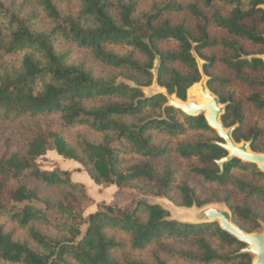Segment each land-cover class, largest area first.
Here are the masks:
<instances>
[{
	"label": "trees",
	"instance_id": "obj_1",
	"mask_svg": "<svg viewBox=\"0 0 264 264\" xmlns=\"http://www.w3.org/2000/svg\"><path fill=\"white\" fill-rule=\"evenodd\" d=\"M77 1L72 9L57 0H35L38 6L0 0V116L37 120L23 145L0 150V264H251L246 245L218 222L178 221L159 203L105 205L85 215L91 195L73 174L83 169L95 184L146 191L177 206L224 203L235 224L256 232L264 216L251 202L264 203V172L238 157L220 166L229 152L204 114L188 116L167 105L164 94L143 89L156 78L187 101L188 90L206 75L225 105L222 123L235 127L233 139L264 153V126H244L246 103L264 114V0H195L192 26L165 17L184 9L173 0L145 12L138 0ZM218 4L230 11L222 13ZM43 21L49 25L42 28ZM212 27L227 35L213 34ZM64 43L89 51L111 72L74 60ZM212 48L226 53L209 54ZM18 54L19 60H7ZM220 64L231 78L213 72ZM233 82L251 93L238 99L236 91L219 88ZM49 151L78 167L43 168Z\"/></svg>",
	"mask_w": 264,
	"mask_h": 264
},
{
	"label": "rangeland",
	"instance_id": "obj_2",
	"mask_svg": "<svg viewBox=\"0 0 264 264\" xmlns=\"http://www.w3.org/2000/svg\"><path fill=\"white\" fill-rule=\"evenodd\" d=\"M20 2L23 0H19ZM32 2L34 1L35 5L37 3L35 0H31ZM62 7H71L72 9H76L79 7V1L77 0H57ZM168 0H138V9L140 12H145L150 10L155 4H161L165 3ZM181 3L184 7L183 10L181 11H171L168 12L165 17L168 18L173 24L179 23L182 21H185L188 25L192 26L194 23L198 21V18L195 16V14L191 11L189 8L190 4L195 3V0H173ZM247 1V0H246ZM199 7L204 9V6L202 3L199 4ZM217 7L221 10L222 13L227 14L230 11V7L222 4H218ZM207 13L212 16L214 13V9H208ZM49 24L46 21H43L41 23L42 28L48 26ZM212 32L215 35H220V36H226L227 32L224 29H219V28H214L212 27ZM172 44V45H171ZM166 46H172V47H177L175 43H167ZM63 47L65 49L67 48H73L74 50V56L73 59L76 61H87L89 65L93 66L94 68L97 69V71L104 75L106 73H110L111 69H109L106 66L99 65L93 55L83 49H77V47L73 43H64ZM250 49H255V47L250 46ZM216 52L218 55L226 53V50L223 48H212L208 50V53L211 54L212 52ZM21 57L20 54L13 56V57H8L7 60L9 59H18ZM198 62L199 65L202 66L203 60L199 57ZM157 66H158V61L155 62V68L153 70L154 75H156L157 71ZM214 73L220 74L224 77H232L231 70L223 65L220 64L218 67L213 71ZM208 77L206 76V85H207ZM131 84V82H129ZM199 83V82H198ZM219 88L224 92V93H229L231 91H236L238 99H245L250 93L251 89L245 87L243 84H240L238 82H233L229 86H221L219 85ZM156 89H159L158 85L156 83H153L151 86L146 87L143 89L144 93L147 95L152 94ZM209 89V88H208ZM195 97L190 96L189 90H188V98L187 101L194 100ZM169 101V100H168ZM224 105V104H222ZM246 122L244 124L245 128L251 127L252 124H259L264 126V114L259 113L254 110L253 107L249 106L248 103H246ZM50 118H42L41 122L44 123H49ZM37 123V120H32L30 118H19L15 121L9 122L5 119H3L0 116V150L5 151L7 149H17V147L21 146L24 144V141L26 137L31 133L28 130V127L33 128L34 124ZM57 126V125H55ZM78 130V129H77ZM90 135V131H87ZM40 163L43 168L45 169H51L54 167L56 164H58L61 168L63 169H68V168H75L76 163L69 161L67 158H64L63 156H60L57 154L55 151H49L47 154L41 158ZM184 169L181 172L182 178H187L186 175V170H185V165L182 164ZM75 181H79L80 183H83L86 186L87 192L91 195V199L87 202L84 203V214L88 215L91 212L97 211L100 207H103L105 205H112L116 208H121V209H132L135 207L137 202L143 201L146 203L154 204V203H159L165 208H167L170 212V218L182 221V222H187L193 219V210L189 209L184 206H177L167 198L161 197V196H155L149 192L146 191H137L133 188H119L116 185H111V184H95L89 177L88 173L81 169V171H78L74 173L73 176ZM192 183L199 185L201 183L200 180L192 178ZM203 186H201V192L206 193V191H203ZM218 191V189H215ZM214 191V190H213ZM224 193H232L233 196H237L236 190H228L226 189ZM239 198H241V195H238ZM242 200V199H241ZM243 203V200L241 201ZM213 205L220 206L222 208H228L224 203H212ZM209 204V205H212ZM251 205L256 207L257 212L260 213V215L264 216V203L261 202L259 199H255L253 202H251ZM197 208L196 206H193ZM261 226L257 229V231L262 230V224L264 223L263 220H260ZM85 229V227L83 228ZM147 256V255H143ZM183 264H191L188 262H185Z\"/></svg>",
	"mask_w": 264,
	"mask_h": 264
},
{
	"label": "water",
	"instance_id": "obj_3",
	"mask_svg": "<svg viewBox=\"0 0 264 264\" xmlns=\"http://www.w3.org/2000/svg\"><path fill=\"white\" fill-rule=\"evenodd\" d=\"M262 7L264 9V5H262ZM260 57L264 58V55ZM153 83L157 84L156 78ZM199 83L202 87V93L209 99L207 103H198L195 101L187 103L177 98L176 95H172L166 88H162L158 84L159 89H156L152 94H164L169 100L167 105L182 110L188 116L204 114L208 125L215 129L218 135L223 139V142L218 143L229 152L228 156L217 161L220 166L233 157H238L244 162L257 165L258 169L264 172V153L252 151L250 143L247 141L237 143L233 139L232 132L235 127L226 128L221 121V116L225 112V105H222L219 97L208 89L206 85V75L203 76ZM206 111L210 113L206 114ZM193 208L194 207H189V209L193 210V219L187 222H218L223 230L247 245L246 248L242 249V252H250L255 255L253 264H264V223L262 224L261 231L248 233L233 222L232 213L229 208H222L213 204L206 205L202 208Z\"/></svg>",
	"mask_w": 264,
	"mask_h": 264
},
{
	"label": "bare ground",
	"instance_id": "obj_4",
	"mask_svg": "<svg viewBox=\"0 0 264 264\" xmlns=\"http://www.w3.org/2000/svg\"><path fill=\"white\" fill-rule=\"evenodd\" d=\"M190 96L195 97L194 100L186 101L187 103H190L192 101L198 102V103H207L209 99L204 96L202 93V87L200 83L194 84L189 89ZM210 113L209 111H206V114Z\"/></svg>",
	"mask_w": 264,
	"mask_h": 264
},
{
	"label": "flooded vegetation",
	"instance_id": "obj_5",
	"mask_svg": "<svg viewBox=\"0 0 264 264\" xmlns=\"http://www.w3.org/2000/svg\"><path fill=\"white\" fill-rule=\"evenodd\" d=\"M246 245V244H245ZM247 245L245 247H243L242 249L246 248ZM245 252V251H244ZM250 253V252H249ZM251 256H252V259H251V264L254 263V260H255V255L253 253H251Z\"/></svg>",
	"mask_w": 264,
	"mask_h": 264
},
{
	"label": "crops",
	"instance_id": "obj_6",
	"mask_svg": "<svg viewBox=\"0 0 264 264\" xmlns=\"http://www.w3.org/2000/svg\"><path fill=\"white\" fill-rule=\"evenodd\" d=\"M51 152V151H50ZM69 161H72V162H75V161H73V160H70V159H68ZM76 163V162H75ZM77 164V163H76ZM76 167H78V165H76ZM75 167V168H76ZM68 169H73V168H68ZM76 173V172H75ZM73 176H74V174H73Z\"/></svg>",
	"mask_w": 264,
	"mask_h": 264
}]
</instances>
